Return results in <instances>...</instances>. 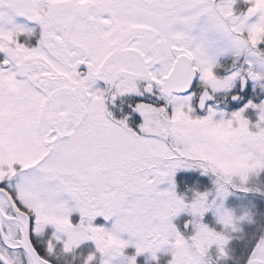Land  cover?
Masks as SVG:
<instances>
[{
    "label": "snow or ice",
    "instance_id": "snow-or-ice-1",
    "mask_svg": "<svg viewBox=\"0 0 264 264\" xmlns=\"http://www.w3.org/2000/svg\"><path fill=\"white\" fill-rule=\"evenodd\" d=\"M0 264H264V0H0Z\"/></svg>",
    "mask_w": 264,
    "mask_h": 264
}]
</instances>
